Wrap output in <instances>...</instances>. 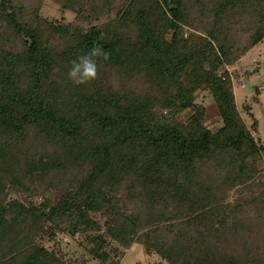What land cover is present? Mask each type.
<instances>
[{"label":"trees","instance_id":"16d2710c","mask_svg":"<svg viewBox=\"0 0 264 264\" xmlns=\"http://www.w3.org/2000/svg\"><path fill=\"white\" fill-rule=\"evenodd\" d=\"M45 1L0 0V264H88L61 234L97 264L135 243L166 264H264V140L230 71L264 41V0H52L71 22ZM94 48L108 58L75 83Z\"/></svg>","mask_w":264,"mask_h":264},{"label":"rangeland","instance_id":"374dc122","mask_svg":"<svg viewBox=\"0 0 264 264\" xmlns=\"http://www.w3.org/2000/svg\"><path fill=\"white\" fill-rule=\"evenodd\" d=\"M42 14L52 20L64 19L71 22L75 19L72 12L63 13L59 4L52 0H46L42 7ZM235 83V92L237 103L242 111L245 105H249L255 118L259 121V131L257 137L264 140V41L252 49L245 57H243L234 67L230 68ZM257 91H260L258 93ZM198 101L207 107L206 125L212 130H217L221 126L219 111L212 95L209 91L200 92ZM249 123L253 119L247 113L244 114ZM39 200H41L39 198ZM60 246L67 253L70 261L83 260L88 264H97L85 250L86 242L82 237L69 238L65 235H59ZM82 241L80 244L79 241ZM51 242L48 245H53ZM119 259V264H166L156 254H149L144 250L142 244L135 243Z\"/></svg>","mask_w":264,"mask_h":264},{"label":"clouds","instance_id":"9594fccd","mask_svg":"<svg viewBox=\"0 0 264 264\" xmlns=\"http://www.w3.org/2000/svg\"><path fill=\"white\" fill-rule=\"evenodd\" d=\"M100 56H103L104 59L108 58L106 53H103L98 48H94L90 53L78 57L77 60L72 62L69 77L77 84H83L95 78L98 73V64L95 58Z\"/></svg>","mask_w":264,"mask_h":264}]
</instances>
